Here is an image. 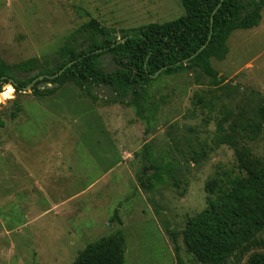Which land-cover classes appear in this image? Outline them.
<instances>
[{"label":"rangeland","instance_id":"rangeland-1","mask_svg":"<svg viewBox=\"0 0 264 264\" xmlns=\"http://www.w3.org/2000/svg\"><path fill=\"white\" fill-rule=\"evenodd\" d=\"M184 13L180 0H0V54L10 65L37 58V68L16 73L29 80L44 60L54 67L57 50L92 21L121 38ZM262 15L258 26L233 31L225 59L212 58L218 78L195 66L157 76L143 115L112 102L105 86L92 88L96 100L74 82L13 87V98L0 101V264H73L118 230L126 264H179L172 233L182 264H203L183 242L188 218L206 207L210 184L215 196L245 173L241 163L264 160V130L256 138L250 130L264 125ZM101 61L114 69L110 55ZM226 134L235 145L220 140ZM147 151L157 164H175L154 192L142 183L155 171ZM255 252L264 246L226 264H248Z\"/></svg>","mask_w":264,"mask_h":264},{"label":"trees","instance_id":"trees-1","mask_svg":"<svg viewBox=\"0 0 264 264\" xmlns=\"http://www.w3.org/2000/svg\"><path fill=\"white\" fill-rule=\"evenodd\" d=\"M180 1L185 10L182 16L134 28L124 32L121 38L96 21L80 27L57 50L56 65L51 67L50 61L44 60L42 70L29 80L17 79L16 73L37 68V58L10 65L0 54V92L7 84L21 91L31 81L44 76V81L58 87L74 82L94 100L96 97L91 91L94 86L108 87L115 93L112 102L128 101L137 114L143 115L147 88L157 76L195 66L211 78H218L212 58L225 59L229 52L227 42L234 30L259 25L264 0ZM119 39L124 40L119 42ZM104 55L111 56L113 70L103 65ZM261 112L264 117V108ZM250 130L254 134L252 138H256L264 125H250ZM220 140L236 144L233 134L221 135ZM145 158L155 171L149 175L150 181L142 179V183L154 192L172 179L175 164L171 161L157 164L150 151ZM201 158L198 153L194 157L196 161ZM241 164L245 173L230 178L228 185L222 186L215 196V187L209 185L213 196H209L203 210L188 218L182 231L184 244L203 264H226L237 251L264 246V160L247 159ZM172 236L178 262L182 264L177 235L172 233ZM126 250V236L118 230L89 244L73 264H126ZM248 264H264V253L251 254Z\"/></svg>","mask_w":264,"mask_h":264},{"label":"clouds","instance_id":"clouds-1","mask_svg":"<svg viewBox=\"0 0 264 264\" xmlns=\"http://www.w3.org/2000/svg\"><path fill=\"white\" fill-rule=\"evenodd\" d=\"M14 89L11 85L5 86V90L0 93V96H3L5 99L13 98Z\"/></svg>","mask_w":264,"mask_h":264},{"label":"water","instance_id":"water-1","mask_svg":"<svg viewBox=\"0 0 264 264\" xmlns=\"http://www.w3.org/2000/svg\"><path fill=\"white\" fill-rule=\"evenodd\" d=\"M220 5L221 4H219V6L217 7V8H219L220 7ZM216 12V10L214 11V13ZM124 39H119V42H122ZM206 47V44L197 52V53H195L191 58H193V57H195L196 55H198V53L201 51V50H203L204 48ZM190 58V59H191ZM39 78H44V76H41V77H38V78H36L34 81H37ZM13 87V86H12ZM26 88V87H25Z\"/></svg>","mask_w":264,"mask_h":264},{"label":"crops","instance_id":"crops-1","mask_svg":"<svg viewBox=\"0 0 264 264\" xmlns=\"http://www.w3.org/2000/svg\"><path fill=\"white\" fill-rule=\"evenodd\" d=\"M263 16V15H262ZM262 20V19H261ZM261 22V21H260ZM260 24V23H259Z\"/></svg>","mask_w":264,"mask_h":264}]
</instances>
